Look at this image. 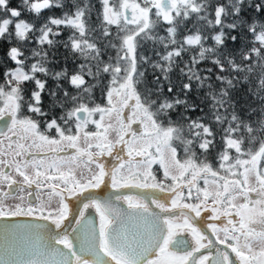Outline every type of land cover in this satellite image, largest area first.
I'll return each instance as SVG.
<instances>
[{"label": "snow or ice", "instance_id": "6c2138e0", "mask_svg": "<svg viewBox=\"0 0 264 264\" xmlns=\"http://www.w3.org/2000/svg\"><path fill=\"white\" fill-rule=\"evenodd\" d=\"M4 45L0 264H264V0H0Z\"/></svg>", "mask_w": 264, "mask_h": 264}, {"label": "water", "instance_id": "95a60500", "mask_svg": "<svg viewBox=\"0 0 264 264\" xmlns=\"http://www.w3.org/2000/svg\"><path fill=\"white\" fill-rule=\"evenodd\" d=\"M92 191H95V192H96L97 194H99V195H104V196H106L109 192H112L113 189H111L110 187H109V188H105V187L102 185L100 189H95V190H92ZM75 203H76V198H73L72 201L70 202V207L73 206V205H75ZM125 207H126V205H125ZM19 219H21V220H26V219H29V218H24V217H22V218H19Z\"/></svg>", "mask_w": 264, "mask_h": 264}, {"label": "trees", "instance_id": "16d2710c", "mask_svg": "<svg viewBox=\"0 0 264 264\" xmlns=\"http://www.w3.org/2000/svg\"><path fill=\"white\" fill-rule=\"evenodd\" d=\"M94 2H95V0H94ZM18 3H19V0H13V6L14 7L17 6ZM97 8H99L98 4H97ZM57 14H59V10H57ZM25 18L27 19V18H30V17L26 16ZM64 35L67 36V33H65ZM4 48H6V45H4L3 47H0V54H2ZM60 51L63 52L64 49H60ZM149 54H151V53H149Z\"/></svg>", "mask_w": 264, "mask_h": 264}, {"label": "flooded vegetation", "instance_id": "af4514ba", "mask_svg": "<svg viewBox=\"0 0 264 264\" xmlns=\"http://www.w3.org/2000/svg\"><path fill=\"white\" fill-rule=\"evenodd\" d=\"M89 211L92 213V217L98 222V217L96 216L94 210L90 209ZM184 235H186V234H184ZM188 239H189V241H191L190 237H188Z\"/></svg>", "mask_w": 264, "mask_h": 264}]
</instances>
